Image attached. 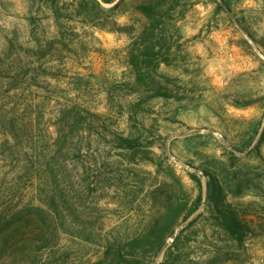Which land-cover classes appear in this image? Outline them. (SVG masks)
Here are the masks:
<instances>
[{
    "label": "rangeland",
    "instance_id": "374dc122",
    "mask_svg": "<svg viewBox=\"0 0 264 264\" xmlns=\"http://www.w3.org/2000/svg\"><path fill=\"white\" fill-rule=\"evenodd\" d=\"M79 1L59 0L57 19L49 0H0V214H27L30 229H43L44 217L56 231L39 264L95 261L107 242L148 227L171 173L190 200L197 193L190 172L205 191L197 167L216 157L226 162L230 185L233 172L246 183L227 201L255 232L238 248L200 219L198 239L186 235L183 264H264V0H239L231 12L216 11L211 0L176 10L175 26L167 25L177 43L174 64L159 73L174 79L178 98L145 103L128 59L145 25L134 9L142 0L77 12ZM245 101L252 103L241 106ZM69 106L99 117L59 151L57 125ZM254 127L253 144L236 152ZM117 134L140 137L160 164L119 148Z\"/></svg>",
    "mask_w": 264,
    "mask_h": 264
},
{
    "label": "trees",
    "instance_id": "16d2710c",
    "mask_svg": "<svg viewBox=\"0 0 264 264\" xmlns=\"http://www.w3.org/2000/svg\"><path fill=\"white\" fill-rule=\"evenodd\" d=\"M103 1L105 4H110L115 0ZM125 1L119 0L113 7L118 8ZM211 1L215 4L216 11L231 12L239 0ZM49 2L55 17L59 19L57 7L59 0H49ZM192 3V0H142L134 5V9L145 18V25L130 44L128 56L129 66L137 86L134 91L144 95L141 103L154 98L165 100L178 98L171 87L174 79L159 73V69L162 65L172 66L175 59L173 47L177 43H173V36L168 34L167 25L175 26L172 21L175 19L176 10H179L181 15ZM77 5L79 9L77 12L101 8L98 0H80ZM251 103V101H245L241 103V106H249ZM81 111L86 112L88 117H83ZM98 117L99 115L76 106H69L64 110L57 125L59 151L75 142V132L78 135L79 132L84 131V126L93 129L97 121L94 118L98 119ZM257 134L258 127L247 129L243 141L233 146V149L240 154L243 153L253 144ZM115 137L117 146L122 150L138 154L154 165L160 164L154 157L148 155L150 152L141 148L140 137H123L120 134ZM259 142L264 143V126L259 132ZM260 143L252 148V152H259ZM229 153L236 158L234 152ZM225 166L226 162L213 157V165L197 167L206 178L205 191L200 176L195 172L189 173L197 187V193L192 200L186 195L180 179L174 172L171 173L169 176L173 183L162 191L164 199L161 210L148 227L126 239L107 242L101 258L81 264H155L156 258L160 256L161 262L157 264H183V246L200 236L201 232L193 229L200 219L209 224L211 231L224 236L234 246L242 247L247 236L253 234L255 230L241 217L239 210L227 201V197L230 193L242 195L247 187L236 172L232 174L230 185ZM169 176L166 175L168 178ZM159 189L157 187L154 191ZM30 221L27 214L17 212L0 214V264H39L37 260H41L47 251L53 250L56 231L49 228L44 217L40 220L44 226L43 229L39 223L33 229L28 228ZM26 228L28 231H25ZM187 233L195 235V238L190 240L186 236ZM169 238H172V243L167 245ZM186 241L189 242L186 244ZM213 261H218V254L214 253ZM65 263V260L57 259L53 264Z\"/></svg>",
    "mask_w": 264,
    "mask_h": 264
},
{
    "label": "water",
    "instance_id": "95a60500",
    "mask_svg": "<svg viewBox=\"0 0 264 264\" xmlns=\"http://www.w3.org/2000/svg\"><path fill=\"white\" fill-rule=\"evenodd\" d=\"M101 4H105V2L103 0H98Z\"/></svg>",
    "mask_w": 264,
    "mask_h": 264
}]
</instances>
